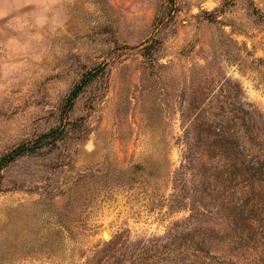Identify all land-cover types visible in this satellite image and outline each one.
I'll return each mask as SVG.
<instances>
[{
	"label": "rangeland",
	"instance_id": "374dc122",
	"mask_svg": "<svg viewBox=\"0 0 264 264\" xmlns=\"http://www.w3.org/2000/svg\"><path fill=\"white\" fill-rule=\"evenodd\" d=\"M0 264H264V0H0Z\"/></svg>",
	"mask_w": 264,
	"mask_h": 264
},
{
	"label": "trees",
	"instance_id": "16d2710c",
	"mask_svg": "<svg viewBox=\"0 0 264 264\" xmlns=\"http://www.w3.org/2000/svg\"><path fill=\"white\" fill-rule=\"evenodd\" d=\"M81 87H83V86H80V88H81ZM80 88H79V89H80ZM22 155H23V154H18V155L15 156V157H19V156H22Z\"/></svg>",
	"mask_w": 264,
	"mask_h": 264
}]
</instances>
